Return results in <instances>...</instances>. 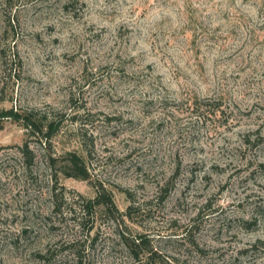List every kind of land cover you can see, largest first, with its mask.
<instances>
[{"label": "rangeland", "instance_id": "obj_1", "mask_svg": "<svg viewBox=\"0 0 264 264\" xmlns=\"http://www.w3.org/2000/svg\"><path fill=\"white\" fill-rule=\"evenodd\" d=\"M0 264H264V0H0Z\"/></svg>", "mask_w": 264, "mask_h": 264}, {"label": "trees", "instance_id": "obj_2", "mask_svg": "<svg viewBox=\"0 0 264 264\" xmlns=\"http://www.w3.org/2000/svg\"><path fill=\"white\" fill-rule=\"evenodd\" d=\"M2 116L4 117H13V118H18V114L13 112V111H4L1 113ZM48 131L47 134L50 135L52 132H54L56 128V124L53 122L48 123ZM26 146V145H25ZM65 167L70 170V171H65L66 174H70L71 176L75 177H80V178H85L86 176V171L84 170V164L83 162L76 157L75 155H71V158L67 161ZM143 242V240H141ZM139 244L134 243V246H138Z\"/></svg>", "mask_w": 264, "mask_h": 264}]
</instances>
